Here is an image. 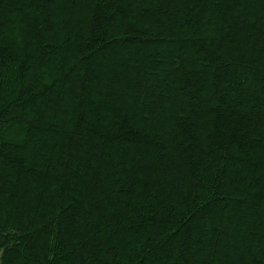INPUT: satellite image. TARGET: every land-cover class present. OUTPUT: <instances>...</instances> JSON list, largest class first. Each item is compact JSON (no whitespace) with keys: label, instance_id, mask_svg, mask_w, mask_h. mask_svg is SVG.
<instances>
[{"label":"trees","instance_id":"trees-1","mask_svg":"<svg viewBox=\"0 0 264 264\" xmlns=\"http://www.w3.org/2000/svg\"><path fill=\"white\" fill-rule=\"evenodd\" d=\"M0 264H264V0H0Z\"/></svg>","mask_w":264,"mask_h":264}]
</instances>
